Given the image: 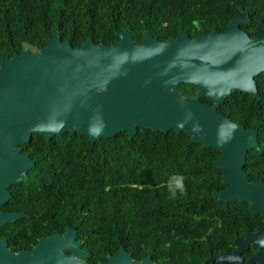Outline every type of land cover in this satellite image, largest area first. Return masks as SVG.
<instances>
[{"label": "trees", "instance_id": "16d2710c", "mask_svg": "<svg viewBox=\"0 0 264 264\" xmlns=\"http://www.w3.org/2000/svg\"><path fill=\"white\" fill-rule=\"evenodd\" d=\"M240 7L249 16L242 30L264 37V0H0V62L24 49L36 52L56 36L74 48L89 38L113 45L122 31L136 43L145 31L159 41L180 32L195 39L225 31L242 16ZM254 80L261 99L231 93L218 112L258 131L259 147L247 152L244 170L251 181L264 182V72ZM179 88L197 98L188 85ZM20 148L35 165L0 207L27 214L0 228V239L15 252L71 227L90 264L121 249L137 260L188 264L197 256L179 249H197L202 241L222 248L246 231H264V217L248 203L217 202L225 187L220 152L184 132L139 127L133 139L121 132L95 143L78 133L51 139L33 133Z\"/></svg>", "mask_w": 264, "mask_h": 264}, {"label": "water", "instance_id": "95a60500", "mask_svg": "<svg viewBox=\"0 0 264 264\" xmlns=\"http://www.w3.org/2000/svg\"><path fill=\"white\" fill-rule=\"evenodd\" d=\"M231 20L223 32L191 39L185 32L159 41L149 32L136 43L128 31L117 33L113 45L89 38L74 48L59 36L38 51L24 49L0 62V207L9 188L27 177L35 162L21 153L35 133L51 139L78 133L92 143L125 132L133 139L139 127L177 134L184 132L203 148L220 152L216 165L224 188L217 202L240 201L264 217V182L251 181L244 170L247 152L257 149L258 131L218 112L231 93L261 99L254 78L264 72V37H250L241 26L247 12ZM181 84L197 92L186 96ZM206 99L212 104H207ZM27 217L0 209V228ZM256 249L249 264H264V232H246L238 249L217 259L241 262L239 243ZM88 253L76 231L41 238L30 250L15 252L0 239V264H88ZM102 264H156L150 256L132 259L126 250L108 254Z\"/></svg>", "mask_w": 264, "mask_h": 264}, {"label": "flooded vegetation", "instance_id": "af4514ba", "mask_svg": "<svg viewBox=\"0 0 264 264\" xmlns=\"http://www.w3.org/2000/svg\"><path fill=\"white\" fill-rule=\"evenodd\" d=\"M259 230H261V229H259ZM259 230H257V231H259ZM257 231H246V232L255 233ZM244 235L236 237L232 241L228 242V245L223 246L222 248H217L216 246H214L215 242H213V241H202L199 243L200 246L197 249H190V250L179 249V251L184 253V254L187 253L188 251H190V252H193V255L197 256V259H195L196 262L195 261H189L188 264H223L217 258L222 256L225 253H231L232 254L234 251H236L238 249V246L236 245L235 240L240 238V237H243ZM247 244L248 245L246 247L243 244V242L239 243L241 249H239L240 252L238 254V257L240 258L241 262L234 261V262H227L226 264H249L248 260L255 255L256 249L253 248L251 243L248 242ZM123 250H125V249H123ZM177 252H178V250H177ZM87 257L84 259V261H86L88 264H90L86 260ZM134 260L141 261V260H137V259H134ZM103 263H105V262H103ZM100 264H102V263H100ZM170 264H173V262ZM255 264H257V263H255Z\"/></svg>", "mask_w": 264, "mask_h": 264}]
</instances>
